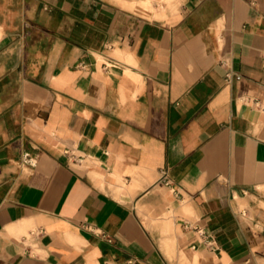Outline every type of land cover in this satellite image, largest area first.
Listing matches in <instances>:
<instances>
[{"label":"crops","instance_id":"obj_1","mask_svg":"<svg viewBox=\"0 0 264 264\" xmlns=\"http://www.w3.org/2000/svg\"><path fill=\"white\" fill-rule=\"evenodd\" d=\"M0 264H264V0H0Z\"/></svg>","mask_w":264,"mask_h":264}]
</instances>
